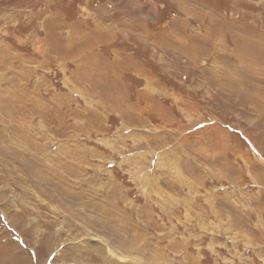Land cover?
Here are the masks:
<instances>
[{
  "label": "rangeland",
  "instance_id": "rangeland-1",
  "mask_svg": "<svg viewBox=\"0 0 264 264\" xmlns=\"http://www.w3.org/2000/svg\"><path fill=\"white\" fill-rule=\"evenodd\" d=\"M0 264H264V0H0Z\"/></svg>",
  "mask_w": 264,
  "mask_h": 264
}]
</instances>
